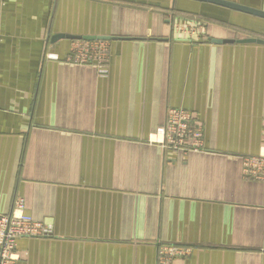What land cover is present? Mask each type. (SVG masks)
<instances>
[{
	"label": "crops",
	"instance_id": "1",
	"mask_svg": "<svg viewBox=\"0 0 264 264\" xmlns=\"http://www.w3.org/2000/svg\"><path fill=\"white\" fill-rule=\"evenodd\" d=\"M264 10V0H231ZM199 19L198 35L177 32ZM107 36L106 75L69 62ZM264 19L194 0H0V214L21 197L48 237H20L16 264H264ZM84 41V40H83ZM169 107L204 147L153 143Z\"/></svg>",
	"mask_w": 264,
	"mask_h": 264
},
{
	"label": "built area",
	"instance_id": "2",
	"mask_svg": "<svg viewBox=\"0 0 264 264\" xmlns=\"http://www.w3.org/2000/svg\"><path fill=\"white\" fill-rule=\"evenodd\" d=\"M201 24L189 20L183 26H176L177 32L188 37L198 35ZM108 42L106 40H74L67 59L79 65L96 66L100 75H106ZM153 143L175 151L198 152L204 147L202 126L192 112L180 107H169L162 130L155 134ZM243 174L251 179L264 182V147L256 155L243 157ZM53 233L52 225L34 219L26 212L24 199L17 197L9 214H0V264H16L20 258L17 240L20 237H48ZM189 247L175 244H160L157 260L167 264L176 257L188 254Z\"/></svg>",
	"mask_w": 264,
	"mask_h": 264
},
{
	"label": "water",
	"instance_id": "3",
	"mask_svg": "<svg viewBox=\"0 0 264 264\" xmlns=\"http://www.w3.org/2000/svg\"><path fill=\"white\" fill-rule=\"evenodd\" d=\"M199 2H206L211 3L220 7H224L227 9H231L234 11L246 13L252 16H256L259 18L264 19V10L253 7L250 5H246L243 3L231 1V0H194ZM70 38V39H76V40H85V41H92V40H108L110 37L107 36H94V35H68V34H58L55 36V38ZM213 42L217 43H223V42H237V43H258V44H264V39L261 38H254V37H247L242 39H225V40H217L212 39Z\"/></svg>",
	"mask_w": 264,
	"mask_h": 264
},
{
	"label": "rangeland",
	"instance_id": "4",
	"mask_svg": "<svg viewBox=\"0 0 264 264\" xmlns=\"http://www.w3.org/2000/svg\"><path fill=\"white\" fill-rule=\"evenodd\" d=\"M195 20H197V18H195V17H193ZM198 21H199V19H198ZM200 22V21H199Z\"/></svg>",
	"mask_w": 264,
	"mask_h": 264
}]
</instances>
